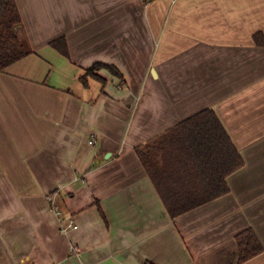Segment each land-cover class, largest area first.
I'll list each match as a JSON object with an SVG mask.
<instances>
[{
  "label": "crops",
  "instance_id": "obj_1",
  "mask_svg": "<svg viewBox=\"0 0 264 264\" xmlns=\"http://www.w3.org/2000/svg\"><path fill=\"white\" fill-rule=\"evenodd\" d=\"M16 1L33 52L0 71V264H264L236 241L264 246V0ZM207 107L244 165L172 217L135 147Z\"/></svg>",
  "mask_w": 264,
  "mask_h": 264
},
{
  "label": "trees",
  "instance_id": "obj_2",
  "mask_svg": "<svg viewBox=\"0 0 264 264\" xmlns=\"http://www.w3.org/2000/svg\"><path fill=\"white\" fill-rule=\"evenodd\" d=\"M153 0H144L150 3ZM23 21L16 0H0V71L29 55L33 50L23 37ZM264 46L263 33L254 35ZM51 45L69 56L64 37ZM108 68L116 76L113 64L95 63L88 71ZM136 153L155 184L172 217L230 192L227 177L244 165V159L221 119L211 107L181 120L147 142L135 147ZM239 262L260 254L264 246L248 227L236 235Z\"/></svg>",
  "mask_w": 264,
  "mask_h": 264
},
{
  "label": "built area",
  "instance_id": "obj_3",
  "mask_svg": "<svg viewBox=\"0 0 264 264\" xmlns=\"http://www.w3.org/2000/svg\"><path fill=\"white\" fill-rule=\"evenodd\" d=\"M90 143H95L94 137L90 139ZM56 195L57 191H53L52 193H49L46 195L47 200L51 203V208L55 212V214L58 216L60 224H61V231L63 233H68L70 229L77 228V224L75 223L74 219L72 217L65 218L62 208L58 205L56 202ZM73 250H78V247L73 245Z\"/></svg>",
  "mask_w": 264,
  "mask_h": 264
}]
</instances>
